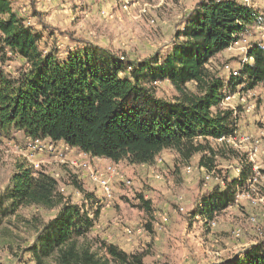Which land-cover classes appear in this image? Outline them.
Masks as SVG:
<instances>
[{
	"label": "trees",
	"instance_id": "obj_1",
	"mask_svg": "<svg viewBox=\"0 0 264 264\" xmlns=\"http://www.w3.org/2000/svg\"><path fill=\"white\" fill-rule=\"evenodd\" d=\"M28 16L13 0H0V61H23L16 72L0 68L3 137L18 132L33 140L63 141L92 157L136 165L155 164L165 149L176 152L177 166L198 153L209 169L217 156L229 152L240 159L233 149L211 147L207 140L234 130L233 111L221 107L228 79L208 65L250 27L264 24L262 9L239 0H198L171 49L141 60L75 38L76 48L60 56L40 46L43 34L26 24ZM247 57L240 76L229 83L252 90L264 83V43H253ZM162 81L178 92L173 100L152 89ZM190 83L193 90L187 87ZM251 173L246 164L240 181L225 177L226 187L207 192L193 215L205 220L220 215L233 203L238 183ZM138 198V208L153 211L149 199ZM95 202L91 213L86 205L68 201L52 172L22 163L0 199V228L21 207L55 210L48 221L35 217L36 240L26 252L37 264H145L147 251L128 253L107 242L101 254L81 240L98 219L101 206ZM222 264H264V238Z\"/></svg>",
	"mask_w": 264,
	"mask_h": 264
},
{
	"label": "rangeland",
	"instance_id": "obj_2",
	"mask_svg": "<svg viewBox=\"0 0 264 264\" xmlns=\"http://www.w3.org/2000/svg\"><path fill=\"white\" fill-rule=\"evenodd\" d=\"M13 2L15 8L22 14L29 15L33 19L35 29L42 32L44 37L40 44L42 48L52 49L60 56H65L70 49L76 48V41H73L75 38L109 47L128 59L141 60L156 52H161L164 55L171 49V45L177 40L178 32L185 26L186 18L198 0H13ZM252 3L255 8H259L261 4H264V0H252ZM144 8H146L145 13ZM262 10L264 11V7ZM262 26V28L259 26L250 27L242 34L238 42L213 58L208 66L218 70L222 76L229 79L230 72L225 66L237 68L245 57L249 44L264 43V24ZM1 67L7 72H16L21 64L18 59H13L5 63L0 61ZM151 87L158 97L173 100L178 95L169 81L153 83ZM187 87L191 90L194 89L192 83ZM261 96V91L257 90L248 98V102L256 100L257 109L255 112H260L259 103L263 101ZM238 111L241 115V109ZM28 147L25 136L18 132H14L10 139L3 137L0 140V199L9 191L11 178L17 166L22 163L30 164L28 159L31 155L28 154ZM59 151L63 153V161L60 158L47 161L44 157L35 156L31 161L38 162L40 168L58 175L61 191L68 201L86 205L91 213L98 205L95 201L100 204L101 208L95 226L89 231L86 238H81L84 243L103 254L104 244L114 240L116 236L115 232L110 231L111 225L115 221L120 226L115 231H121V237L125 236L131 240L136 237L139 241L143 240L139 246L143 243L144 246H141L140 249L148 253L145 264H178L180 258L164 257L152 240L153 236L158 235L155 230L156 226L159 229H164L167 226L160 221V215L155 213L161 210L162 200H167L169 206L172 209H177V212L178 207H185L191 216L178 212L177 219L187 222L194 216L193 211L200 205L203 196L217 186L216 182L209 184L204 182L203 172L199 169V165H201L199 153L195 154L188 163H180L177 166L176 152L167 149L160 156L163 159V165L157 169L152 167L155 169L154 175L157 178L143 176L136 168H129V163L123 161L120 170L125 177V170L130 171L129 178H127L131 179L132 183L119 182L120 184H117L114 181L119 178H111L113 200L112 203L106 205L102 203L103 189L91 178V172L100 171L106 175L105 166L108 163L105 164L91 158L89 159L90 167L75 166L70 162L75 158L66 159L64 157L71 153L70 148H66L65 144L61 143ZM232 157L233 154L230 152L226 153V156H217L218 174L223 178L235 177L234 167L237 165L238 159ZM188 164L195 167V170L190 174L184 171V167ZM153 165L157 166L158 164ZM81 170L87 173L86 178H83L82 172H79ZM133 177L134 179H132ZM260 186V193L264 194V179ZM162 189L165 193L162 192ZM139 194L151 201L153 211L138 208ZM179 196L183 199L179 200ZM90 197L92 200L88 199ZM263 210L262 205L254 207L253 204L246 203L239 208H230L221 212L217 217V230L207 232L215 231L214 233L217 234L216 231H221L224 234L221 236L225 238V242H231V244L229 246L224 244V251L221 250L223 248L214 249V255L210 252L212 259L204 254L202 260L197 252L198 246H195L196 251H190L192 255L189 264H222V261H228L241 254L252 242L263 239ZM56 212L29 206L21 207L15 215L5 217L0 228V264H37L26 252V249L36 240V231L33 226L36 222L35 217L48 221ZM252 213H256L260 217L259 224L250 222L249 216ZM198 221L200 222V218L192 220V223L197 224L194 226L195 229H198ZM202 222L203 225H207L205 219ZM128 228L132 230L131 236L127 233ZM208 228L207 225L206 229ZM234 228L242 229L241 238L234 237L232 234ZM259 231L263 232L262 236L258 234ZM204 234L205 232L202 231L198 234L204 243L202 246L211 243ZM151 235L153 236L150 237ZM175 239L179 240L177 236ZM128 251L130 250L128 249Z\"/></svg>",
	"mask_w": 264,
	"mask_h": 264
},
{
	"label": "built area",
	"instance_id": "obj_3",
	"mask_svg": "<svg viewBox=\"0 0 264 264\" xmlns=\"http://www.w3.org/2000/svg\"><path fill=\"white\" fill-rule=\"evenodd\" d=\"M240 2L252 8H255V5L252 3V0H243ZM143 11L145 13L146 8H144ZM26 24L28 26H34V21L30 16L27 17ZM262 27H263L262 25L259 26V28ZM247 52L248 50L246 51L245 57L239 63L238 68H233V67L231 68L229 65L225 66V68L230 72V77L227 80L222 90L221 107L223 109H229L233 111L234 120L232 126L234 127V130L233 132L226 135H222L220 137H212V136L207 137V140L210 143L211 147L231 148L241 156L240 159L238 160L237 165L234 167L235 178H237L239 181L246 164L247 165L249 164L252 170V173L249 175V177L246 179L245 182L240 184L238 183L234 195V201L229 206L228 209L235 207L239 208L241 207L242 204H246V203L247 204L251 203L253 204L254 207L262 205L264 208V194L260 193L261 190L260 184L262 182V179H264V113L255 112V110L257 109L256 100L248 102V98H250L251 95H253V93L255 92L254 89L245 90L244 85L234 86L229 83L231 77L240 76L242 66L249 61L247 57ZM261 85L262 88L264 89V83ZM239 109H241V115H239V111H238ZM248 114L257 116V119L255 120V125L257 128L255 131H244L242 128L243 118H245L244 117L245 115L248 116ZM2 139L3 136L0 134V140ZM29 142L31 143V147H33V149L37 150L39 153L57 154L59 152V144L57 142L52 141L51 139L33 140L29 138ZM79 156L81 158H75V160H71L70 162H72V164H74L75 166H84L87 168L90 167L89 159L91 158L93 159V157L84 152L79 153ZM32 158L33 156L31 155V158L29 159V163L35 169H40V164L36 161H31ZM82 158H84L85 160ZM162 162L163 159L160 156H158L156 158L155 163L159 164ZM199 169L200 171L203 172V180L206 184H209L211 182H216L221 189L226 187V179L218 174L217 164L213 166L212 169H209L207 166L201 164L199 165ZM194 170L195 167L191 164H188L184 167V171L189 174L192 173ZM105 172L106 175H104L100 171H92L91 178L102 187L104 192L102 203L107 205L112 203L113 200V193L110 186L111 178L118 177L119 180L125 184H131L132 180L125 177L124 174L121 172L120 162H112L110 164H107L105 166ZM57 176L58 175H55L56 178H58ZM178 199L182 200L183 198L179 196ZM178 212L187 214L189 217L191 216V214L185 209L184 206L178 207ZM217 217L218 215H216L211 220H205L210 230H214L217 228L218 226ZM262 217H264V210L262 213ZM169 219L170 217L166 213L162 214L160 217V221L164 224H167L169 222ZM249 220L252 224L257 225L259 224L260 217L258 216V214L252 213L249 216ZM127 233L130 234L131 236L132 230L128 228ZM232 234L234 235L235 238L239 239L242 237V229L234 228L232 230ZM258 234L262 236L263 232L259 231ZM257 242L258 241H254L251 243V245L256 244Z\"/></svg>",
	"mask_w": 264,
	"mask_h": 264
},
{
	"label": "crops",
	"instance_id": "obj_4",
	"mask_svg": "<svg viewBox=\"0 0 264 264\" xmlns=\"http://www.w3.org/2000/svg\"><path fill=\"white\" fill-rule=\"evenodd\" d=\"M264 4H261V6H259V9H263ZM17 9V8H16ZM18 10V9H17ZM20 13L21 11L18 10ZM187 15V14H186ZM261 43V42H258ZM253 44V43H252ZM252 44H249L247 47L248 49L250 48V46ZM18 61H20V64L23 63L22 60L18 59ZM239 67V66H238ZM237 67V68H238ZM255 92L257 90L261 91L262 93V102L259 103L260 106V112L264 113V89L262 88V85L260 84L258 87H256V89H254ZM245 118H243V122H242V128L244 131H255L256 130V125H255V120L257 119V116H253L248 114L244 116ZM25 140L28 141V145L29 147L27 148L28 154L30 153V155H32L33 157H44L47 161H54V160H58L59 158L61 159L63 156L62 151L58 152L57 154L54 153H39L37 150H34L33 147H31V143L29 142V138L25 137ZM49 140V139H46ZM58 144L64 143L63 141H59L57 142ZM65 145H67L66 143H64ZM69 147L71 150V153L66 154L64 157L66 159H74V158H78L79 153H81L80 150L76 149V148H72L70 146H66ZM167 149H165L164 151H162L160 153L159 156H162V154L166 151ZM31 158V157H30ZM93 159L98 160L99 162H103L105 164H110L112 162H114L111 159L108 158H102V157H93ZM29 161V159H28ZM49 161V162H50ZM126 161V160H122L120 161V165H122V162ZM127 162V161H126ZM163 163L156 165H146V164H140V165H136V164H130L129 163V168H136L140 174H142L143 176H150L151 178H157V176H155V169H157L159 166H162ZM154 167V168H152ZM79 172H82V176L83 178H86L88 175L85 171L81 170ZM130 173V171H126L125 170V175L126 177H128V174ZM80 177V176H79ZM82 178V177H80ZM129 178V177H128ZM134 179V177L132 178ZM119 180V179H117ZM114 181L117 182V184H120L119 181ZM122 183V182H121ZM162 192L165 193V191L162 189ZM170 204H168L167 200H162L160 206H161V210L157 211L155 214H158V216L164 213L168 214L170 216V222H168L165 226L164 229H159L157 226L155 227L156 230V234H158L157 236H153L151 235L150 237L153 236L152 240L154 241V243L157 245V247L159 248L160 252L164 255V257H171L174 256L172 258H180V261H178V264H182V263H186L189 264L191 263L190 260V256L192 255L190 252L191 250H195L194 247L198 246V254L200 255V258L202 260V258L204 257V254L208 257L211 258L210 254L212 253L214 255V249H221L223 248L224 244L225 245H230L231 242H225V238L221 235H224L221 231H216V233H214L215 231H209L210 229H206L207 225H203L204 223L203 218L199 215H194L192 218H189V221L186 222V220L182 221L180 219H177V217H179V214L177 212V209H172L170 206ZM200 218V222L198 221V229H195L194 226H197V224H195L194 222L192 223V220H199ZM156 219H158L156 217ZM185 219V218H184ZM115 222V221H114ZM113 224L111 225L110 231L115 232L116 236L114 238V240H110V243L119 245L123 250L127 251V252H134V251H138V250H142L140 249L141 246H144V244L142 243L141 246H139V244L141 242H143V240L139 241V239H137L136 237L134 239H130L127 237H121V231H115V229H119V225L115 222V225ZM117 224V225H116ZM155 224V223H154ZM98 227V226H97ZM206 230H205V229ZM217 230V229H216ZM205 232V236L206 238L209 240V244H206L205 246H202L204 243L201 240V237L198 236V234L200 232ZM176 234V235H175ZM175 236L178 237L179 240L175 239ZM111 237V235H110ZM181 239V240H180ZM182 242V243H180ZM223 242V244H221ZM219 243H220V247H219ZM29 246V245H28ZM136 247V248H134ZM213 247V248H212ZM217 247V248H215ZM212 248V249H211ZM230 248V247H229ZM228 248V249H229ZM128 249L130 251H128ZM211 249V251H210ZM222 251H224V248L221 249ZM227 250V249H226ZM196 251V250H195ZM211 252V253H210ZM193 254H195V252H193ZM29 256V255H28ZM158 257L160 256L157 255ZM198 257V256H197ZM28 258V257H27ZM31 258V257H30ZM212 259V258H211ZM33 260V259H32ZM226 262V261H222ZM199 264V263H197Z\"/></svg>",
	"mask_w": 264,
	"mask_h": 264
}]
</instances>
